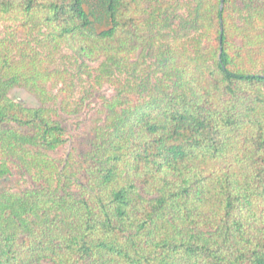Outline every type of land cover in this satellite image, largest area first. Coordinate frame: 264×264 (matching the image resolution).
I'll list each match as a JSON object with an SVG mask.
<instances>
[{
    "label": "trees",
    "instance_id": "1",
    "mask_svg": "<svg viewBox=\"0 0 264 264\" xmlns=\"http://www.w3.org/2000/svg\"><path fill=\"white\" fill-rule=\"evenodd\" d=\"M236 1L196 0L207 43L192 50L144 0H0L15 23L0 42V264H264V0H242L240 45ZM30 32L52 56L103 60L98 85L114 88L66 160L48 106L74 113L75 78L19 41ZM147 51L155 89L113 77ZM17 87L41 106L13 101Z\"/></svg>",
    "mask_w": 264,
    "mask_h": 264
},
{
    "label": "rangeland",
    "instance_id": "2",
    "mask_svg": "<svg viewBox=\"0 0 264 264\" xmlns=\"http://www.w3.org/2000/svg\"><path fill=\"white\" fill-rule=\"evenodd\" d=\"M150 1L153 2L149 3ZM242 3V0H238L234 7H228L229 27L235 32L233 41L238 45L241 44V39L237 37L239 33L237 30L243 28L244 21L242 17L248 13V7L243 6ZM144 4L154 8L156 20L160 25L159 29L170 37L169 42L173 46H184L193 50L197 46H205L207 43V39L204 37L206 35L197 30L191 22L192 19L190 20L192 9L196 7V0H144ZM216 6L221 7V5ZM254 8H257L256 3H254ZM14 30V22H6L0 19V42L11 39ZM42 39L40 33L34 32L23 35L19 41L30 44L33 49L39 48L41 55L50 61L51 70H69L75 78L69 103L70 110L74 113L64 112L61 109L60 102L48 106L52 118L60 121L67 131L65 137L67 142L56 153L60 160H66L73 150V144H75L73 137L82 131L85 123L102 106L103 100L110 99L114 94V88L108 84L98 85V76L103 60L98 62L85 61L66 49L60 50L55 56H52L49 51L41 48L39 42ZM151 53L149 54V51H147L144 57H140V52L130 61L133 64L132 67H124L122 70L111 68L113 69V77L124 84L135 86L147 83L148 90L155 89L158 79L163 76V72L157 66V53ZM260 71H264L262 66L258 67L255 72ZM148 90L144 92V96L148 94ZM9 97L29 109H37L41 106L37 96L25 88H14L10 91ZM75 111L79 112L75 113ZM19 178L17 176L8 179L10 182L4 183V185L15 186V180H19Z\"/></svg>",
    "mask_w": 264,
    "mask_h": 264
},
{
    "label": "water",
    "instance_id": "3",
    "mask_svg": "<svg viewBox=\"0 0 264 264\" xmlns=\"http://www.w3.org/2000/svg\"><path fill=\"white\" fill-rule=\"evenodd\" d=\"M224 6H225V0H221V12L223 11L224 9ZM222 33H223V25H222ZM221 54H222V51H221Z\"/></svg>",
    "mask_w": 264,
    "mask_h": 264
}]
</instances>
